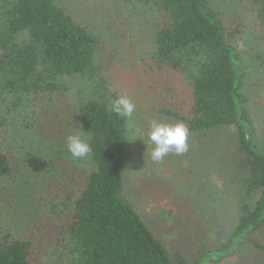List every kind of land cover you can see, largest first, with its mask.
Returning a JSON list of instances; mask_svg holds the SVG:
<instances>
[{
  "label": "trees",
  "instance_id": "1",
  "mask_svg": "<svg viewBox=\"0 0 264 264\" xmlns=\"http://www.w3.org/2000/svg\"><path fill=\"white\" fill-rule=\"evenodd\" d=\"M125 1L156 14L152 50L142 64L161 86L165 103L159 112L185 123L192 133L220 125L236 129L243 156L235 171L246 198L238 204L235 225L221 245L202 251L191 263L171 256L124 195L123 167L138 142L137 127L131 117L108 110L127 92L104 68L99 37L56 0H0L5 147H0V178L14 179L17 157L12 151L29 154L34 149L49 176L43 197L35 202H43L39 217H34L35 208L29 227L0 229V264H40L37 253L45 238L64 264H211L243 245L264 251L258 239L264 232V146L254 141L246 70L236 45L248 23L264 40V0H240L243 12L236 17L215 9L211 0ZM255 54L264 82V49ZM56 97L59 103L70 99L66 130H78L90 146L85 167L77 171H64L67 145L56 137ZM37 103L49 108V144L54 145L49 150L43 146L44 130L34 128L41 115V108H33ZM18 125L21 133L12 130ZM56 140L63 146H56Z\"/></svg>",
  "mask_w": 264,
  "mask_h": 264
},
{
  "label": "rangeland",
  "instance_id": "2",
  "mask_svg": "<svg viewBox=\"0 0 264 264\" xmlns=\"http://www.w3.org/2000/svg\"><path fill=\"white\" fill-rule=\"evenodd\" d=\"M56 1L67 5L75 18L99 37L104 68L124 86L127 96L135 103L136 111L131 119L137 127L138 142L123 167L125 197L160 237L171 256L178 255L185 263L193 262L202 251L217 247L227 239L236 222L238 204L246 198L240 174L235 171L243 154L238 151L234 125H220L196 133L188 131L185 153H170L161 161H154L150 155L154 146L146 135L148 122L153 119L179 122L159 112L161 103H165L161 86L155 76L145 73L142 64L152 50L156 14L125 0ZM211 2L215 9L234 17L243 12L240 0ZM263 42L261 31L249 23L245 32L236 38L242 56L241 69L246 70L244 92L254 120V141L260 146H264V82L255 53L264 49ZM59 101L56 97L54 104L59 108L53 114L56 137L65 142L71 133L70 128L66 130L71 122L66 120L71 117L70 99ZM40 102L46 105L45 100ZM37 106L41 108V115L34 122V128L44 130L43 146L49 150V145L54 146L53 140L49 144V114L46 115L49 108L43 109L37 103L33 105L34 110H38ZM14 127L13 131L21 133L19 128L23 126ZM2 131L0 128V147L5 148ZM54 143L63 146L62 141ZM34 150L29 154L12 151L17 157L16 160L14 156V179L0 178V229L19 231L29 227L35 208L34 217H39L43 202L37 206L35 202L43 197L49 176H46L47 169H41V157ZM63 152L64 171L85 167L86 156L74 158L67 149ZM258 239L264 243V232ZM37 256L40 264H64L47 238L41 242ZM211 264H264V251L250 244L243 245L232 256Z\"/></svg>",
  "mask_w": 264,
  "mask_h": 264
},
{
  "label": "clouds",
  "instance_id": "3",
  "mask_svg": "<svg viewBox=\"0 0 264 264\" xmlns=\"http://www.w3.org/2000/svg\"><path fill=\"white\" fill-rule=\"evenodd\" d=\"M107 107L109 111L123 117H131L136 111L135 103L126 95L118 96ZM146 135L154 146L150 154L154 161L159 162L170 153L183 154L188 149V127L183 122L166 123L150 120ZM66 145L68 152L74 158L85 157L90 151L89 144L75 133L66 136Z\"/></svg>",
  "mask_w": 264,
  "mask_h": 264
}]
</instances>
